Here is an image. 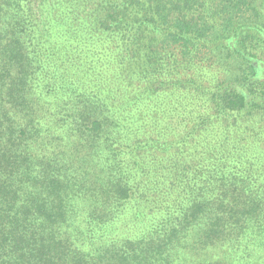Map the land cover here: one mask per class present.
<instances>
[{
    "label": "trees",
    "instance_id": "trees-1",
    "mask_svg": "<svg viewBox=\"0 0 264 264\" xmlns=\"http://www.w3.org/2000/svg\"><path fill=\"white\" fill-rule=\"evenodd\" d=\"M251 241L264 0H0V264H264Z\"/></svg>",
    "mask_w": 264,
    "mask_h": 264
},
{
    "label": "rangeland",
    "instance_id": "rangeland-1",
    "mask_svg": "<svg viewBox=\"0 0 264 264\" xmlns=\"http://www.w3.org/2000/svg\"><path fill=\"white\" fill-rule=\"evenodd\" d=\"M85 210H82L80 212V214L77 216L76 218V223L78 224L79 221H82L84 216H83V213H84ZM124 225V224H123ZM134 225V223H129L128 225H124V230L126 232V234H131L133 232V229H131V227ZM79 228V233L80 231L82 230V227L80 226H77ZM118 232L119 234L122 235V232H121V228L119 226V229H118ZM81 242V241H80ZM251 243L255 244L253 241H251ZM257 245V244H255ZM252 247V245H250V248ZM262 252L261 254H259L258 252ZM257 251H251L250 254H248V251H241L238 255H242L246 260L248 261H258V257L260 258V256H264V247H261L259 245H257ZM237 255H233V259L236 258Z\"/></svg>",
    "mask_w": 264,
    "mask_h": 264
}]
</instances>
